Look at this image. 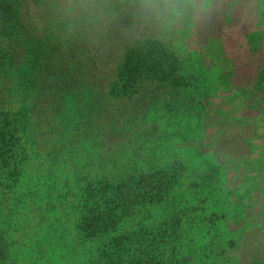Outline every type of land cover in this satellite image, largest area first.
Returning a JSON list of instances; mask_svg holds the SVG:
<instances>
[{
	"label": "trees",
	"instance_id": "trees-1",
	"mask_svg": "<svg viewBox=\"0 0 264 264\" xmlns=\"http://www.w3.org/2000/svg\"><path fill=\"white\" fill-rule=\"evenodd\" d=\"M69 4L0 0V264H237L180 35Z\"/></svg>",
	"mask_w": 264,
	"mask_h": 264
},
{
	"label": "rangeland",
	"instance_id": "rangeland-1",
	"mask_svg": "<svg viewBox=\"0 0 264 264\" xmlns=\"http://www.w3.org/2000/svg\"><path fill=\"white\" fill-rule=\"evenodd\" d=\"M175 47L189 94L206 107L207 137L195 148L229 178L231 258L264 264V0H212Z\"/></svg>",
	"mask_w": 264,
	"mask_h": 264
},
{
	"label": "clouds",
	"instance_id": "clouds-1",
	"mask_svg": "<svg viewBox=\"0 0 264 264\" xmlns=\"http://www.w3.org/2000/svg\"><path fill=\"white\" fill-rule=\"evenodd\" d=\"M212 8V0H70L68 11L85 18L119 12L128 22L132 37H175L188 31Z\"/></svg>",
	"mask_w": 264,
	"mask_h": 264
}]
</instances>
